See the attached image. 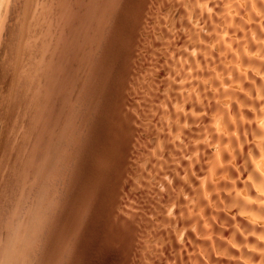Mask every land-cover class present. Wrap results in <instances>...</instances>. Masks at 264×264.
<instances>
[{"label": "bare ground", "instance_id": "bare-ground-1", "mask_svg": "<svg viewBox=\"0 0 264 264\" xmlns=\"http://www.w3.org/2000/svg\"><path fill=\"white\" fill-rule=\"evenodd\" d=\"M78 2L81 1L0 0V264H53L54 261H60L59 264L63 261L65 264L64 259L59 260L57 257L62 249L58 248V251L54 247H58L63 238L68 240L66 236L71 234V230L74 233L72 226L77 224L74 223L77 216L73 218V213L77 212L74 215H78L80 211H62L59 215L61 231L55 234L56 237L49 236L50 239L41 230V234L38 230L37 235H34L35 227L31 225H41L43 221L46 225L49 223L46 216L38 211V207L50 210L47 199L51 195L48 193V197L44 196L43 200V195L36 193L45 194L46 181L55 175L54 171V175L49 174V166H46L50 164H46L49 151L46 152V148L50 145H47L48 140L51 143L50 138H46L47 132L54 129L51 125L53 121L49 118L56 114L58 118L54 115V122L58 121L60 110L56 111V108L54 111L58 113L51 114L53 110L49 106H55L54 99L56 102L61 97L57 87L60 88L58 85L68 65L63 64L67 60L63 46L70 43V36L73 35L74 39L77 37V34H73V28L77 21L76 15H80ZM161 5L160 17L164 25L158 31L159 39H154L155 48L152 46L149 49L153 50L149 52L155 60V66L159 67L154 77L157 84L161 85L160 88L156 85L160 92L154 94L159 105L164 107V111L161 108L158 114H162L165 126L160 127L158 135L150 136L149 139L147 135V151L145 147L144 150L145 157L149 154L150 160L144 162L143 171L154 175L152 181L162 183L161 186L165 187L164 192L166 195L168 192V197L161 193L159 196L169 210L165 208L164 213H154L158 215L156 221L163 231L155 233L156 238L150 236L157 239V243L154 239L156 245L160 244V248H156L160 253L157 254L160 261H150L152 264H264V0H162ZM67 17H72L70 21L74 20L69 31L66 27L68 25H65L68 23ZM65 30L68 38L64 36L67 33ZM71 43L70 48L75 45L71 46ZM120 46L118 49H124ZM160 49L170 54L167 56ZM121 51L118 50V53L121 54ZM134 59L133 63H136ZM59 101L57 107L62 103ZM108 101L110 99L107 100V106H110L112 103ZM50 102L55 105H49ZM153 110L150 108L151 112ZM59 125L55 128L58 129ZM95 135L97 137L98 134ZM92 145L91 152L94 154L90 156L86 153L85 166H78L79 174H83L84 185L87 184L81 193L78 192L82 199L86 196L87 199L90 192L89 198L92 197L95 191L94 135ZM54 149L50 150L54 153ZM75 151L74 154L78 149ZM48 154L51 156L52 152ZM55 172L57 174L59 169ZM146 172L143 173L145 176ZM142 175L141 178H144ZM209 175L210 179L207 178ZM144 179L146 182V177ZM60 181L58 184H62ZM69 187L59 189L63 194ZM72 189L75 192L76 187ZM78 193L77 196L73 195L77 203L82 200ZM90 199L86 202L92 203ZM92 205L84 206L93 209L90 207ZM73 206L72 203L70 207L73 209ZM187 210L191 211L193 217L186 213ZM65 220L70 223L67 229ZM155 229L154 232L159 230ZM72 241L73 245L75 242ZM63 252L61 256L67 254Z\"/></svg>", "mask_w": 264, "mask_h": 264}, {"label": "rangeland", "instance_id": "rangeland-1", "mask_svg": "<svg viewBox=\"0 0 264 264\" xmlns=\"http://www.w3.org/2000/svg\"><path fill=\"white\" fill-rule=\"evenodd\" d=\"M80 1L81 2H78V6H79L78 10L80 15H78V17L76 15L77 21L75 22L76 25L73 28L75 29L76 33L75 31L74 33L72 32L73 31L72 28L70 30L71 33H73L75 36L77 34V37H75V39L74 37H72L73 35L70 36L71 33L69 34L71 38L70 37L68 38L67 35L68 34L67 31H69L70 25L72 27V23L74 24L73 22L74 20L70 21L72 20L73 16L67 17L70 18L69 20L66 18V22L68 23L65 25H68L66 26L68 29L67 31L65 30V32L67 33H65L64 36L65 37L67 36L68 41L70 43L75 40L74 41L75 45L74 43H71V46L72 45L74 46L70 48L69 46L70 43H66L68 45L64 44L63 46V50L65 49V51H63L65 53L64 55L65 57H67L65 58L67 60H64L65 62L63 64H65V66L67 64L68 65L65 68L67 71H65L64 69L65 74H63L61 83H59L58 85L60 88L57 87V89L61 91V95L59 94V97L60 96L61 97L58 100H60L59 101L60 103L62 101L61 103L62 105L60 104L61 105L60 106L58 104L57 107L56 105L58 100L55 102L54 98H52L54 99V101L53 100L52 101L56 105L51 102L49 103V105L50 104L55 105V106L50 105L52 108H50L49 106V109L53 110L50 111L51 114L54 112L58 113L56 111L60 110L58 113V115L60 114L59 120L58 121L56 120V122H54V120L58 118L57 115L52 114L53 117L54 115L56 116V118L54 117L55 118L54 119L52 115L47 114L48 116L50 115L52 117L49 119L50 120L52 119L51 122L52 121L53 122L51 125L52 127L54 126V129H52L51 125L48 124L49 125L48 128L49 129L51 128L52 131L47 132L48 130H46L48 134V137L46 136L47 137L46 139L48 140V138H50L51 140V143L49 140L48 142L46 141L47 145L50 144L49 147L46 148L47 149L46 152L49 150L46 154L47 157L46 164L48 162L50 164H47L46 166L47 168L49 166L48 168L49 174L52 175L53 171L55 173V175L53 174L54 176H51L50 178L52 177L59 178L61 176L63 179L62 178L59 179L63 181H60L58 178L50 179L49 178L50 175H48L49 178L48 180L50 181L52 180L53 183H51L52 181L51 182L46 181L48 186V187L46 186L44 192L46 195L43 193H36V194H40L41 196L43 195V200H44V196H47L48 193L49 196L51 195L50 197L47 196L48 199L47 197L46 199L49 200V202H47V205L50 203L49 205L52 209L50 208V210H46V209H42L41 207H38V211L46 216L45 218H47L46 220H48L49 223L52 224L54 223V224L52 225L48 223L46 225V222L44 221L43 222L38 221V223L39 222L42 223L41 225L32 223L31 225L35 227L33 234L37 235L36 232L38 230L39 231L41 230L44 233V235L48 238L49 236L50 238L56 237L55 234L56 235L59 234L62 228L61 225L62 223L60 224V216H59L60 214H62V211L63 213L64 210L66 211L65 213L80 211L81 214L78 213L79 216L81 215L80 217L78 215H74L77 212L73 213V218L75 216L79 218L77 219V217H75L76 219L74 223L76 222L77 224H74V226H72L73 232L76 233L75 234L72 233L71 230V234L68 233V236H66L68 240L63 238L64 240L62 239V243L60 242L58 247L55 244L56 247L54 248H57V250L58 248L60 250L62 249L59 252L60 255L58 254L57 256L59 257V260H61L60 258H62V260L64 259L65 264H115V263L116 264H152V261L153 262L154 261L158 262V260L160 261V259L158 258L160 256L157 255L159 253L157 250L160 248L159 247L160 244L156 245L157 239L155 238L157 236H155V233L159 231H163L162 230L163 228L156 221L158 216L156 214L165 212L164 209L166 208L165 205L166 203H162L163 200L161 195L162 194L164 195L166 191H165V187L161 186L162 183L157 184L158 182L156 183L155 181H152L154 175L153 176L149 175L146 171L143 170L145 169L144 164L150 160L148 156L149 154H147V158L145 157L146 156L145 150L147 151L146 147L148 144V139L150 136L158 135L159 130L161 132L160 127L162 128V126H165V122L163 120L162 114H158L159 113L158 111L162 109L164 111V107L162 105H159L156 99L157 96L155 97L154 94V93L157 94L161 86L157 84L156 79L154 77L155 76L154 72L158 70L159 67L155 66L154 64L155 60L152 59L153 57H151L152 55L151 52L155 48V45H153L154 39L155 41L159 39L158 31L164 25L160 17L162 13L161 12L162 0H124L125 2L122 0H80ZM134 8L137 9L135 10ZM79 13L77 12V14ZM159 20H161L162 22H160ZM65 37H64V41L66 42ZM118 45L119 46L121 45L120 47L123 46L124 49L123 48L118 49ZM65 46L67 47L64 48ZM151 47L153 48L152 50L149 49ZM72 48L74 50H72ZM118 50L119 51L122 50L121 54L120 52L118 53ZM123 50L125 51V53ZM149 50L151 52H149ZM160 51L162 53L164 52L162 49H160ZM164 53L167 56L170 54L169 52H168L169 54H167L166 52ZM134 58H136L137 60ZM133 59L135 60L134 62L136 63H133ZM139 59H141V61ZM115 60L117 61L115 62ZM105 61L106 63L109 61V64L107 63L108 65L106 66H105L106 64ZM70 63H73L74 65L72 64L70 65L71 67L67 68ZM137 63L139 64L137 65ZM146 63L148 64L150 63L151 66H149L150 64L148 65ZM119 64L122 67H120ZM152 64H154V67H152ZM118 65L119 67H117ZM108 66L110 67V69ZM146 69L148 72L146 71ZM90 71L94 75L91 74ZM120 71L121 73H119ZM100 75L101 77H99ZM113 76L115 77L113 78ZM63 79L65 80V83L64 81L62 82ZM156 85L157 86L159 85V88H157ZM61 87L62 90H60ZM111 87L114 89H112ZM93 92L95 94H93ZM152 98H153V102H152ZM109 99L110 102L108 101V103L110 104L112 103L111 104L112 107L111 105L107 106L109 105L107 104V100ZM151 104L153 105L152 107ZM90 105H92V108L93 107L95 108L92 109ZM156 106L157 107L161 106V107L157 108ZM106 107H108L107 110L109 109V107H111L112 109L110 108L109 111L107 112V110H104L106 109ZM153 107H155L156 109L154 108L153 110ZM150 108L154 112L153 111L151 112ZM49 109L47 113H49ZM55 109L56 111H54ZM160 113H162V111ZM156 114L160 115L161 117L159 116L160 118H158L157 117L158 115ZM151 117H153V119H151ZM147 118H149V120ZM50 120L48 121L49 123ZM79 120L82 121L81 125L83 126L80 125ZM149 122L151 124H149ZM92 124H95L94 126L97 127V130ZM147 124L150 125L151 127L148 126ZM58 125L60 128V129L58 128L59 131L58 129H56ZM91 129H93L94 131L93 130L91 131ZM203 130H206V128H204ZM47 134L45 133V135ZM95 134H98L97 137ZM204 134H206V132ZM93 135L95 136V191L94 193L92 192L93 193L92 197H90L93 199L89 198L91 194L90 192L87 199L93 201L92 203L91 202L88 203L86 202L88 201L86 199L87 196L84 199H82L81 194H79L87 186V184L86 186L84 185L83 176H82L83 174L81 175L79 174L80 173L79 169L85 166L84 164L86 163L85 162L86 155L90 154V156H92L94 154L93 152H91L94 146L92 145ZM147 135H148V139H147ZM75 139L76 142L78 140L77 142L78 144L75 142ZM143 141L146 143H144ZM53 143L57 144V145L54 144L56 147L53 146ZM86 143H87L86 145L87 147L85 146ZM52 146L53 148H50ZM97 148L99 149V151H97ZM50 149H54L55 154ZM75 149L76 151L78 149L77 153H75L76 155L74 154ZM88 150L89 152H87ZM121 150L123 152H120ZM51 152L52 155H54L53 157H51L52 155L49 156L48 154ZM48 157H50L49 161H48ZM55 157L56 158L58 157L59 159L58 158L56 159ZM75 158H77L76 160L78 161L74 160ZM75 161L76 163H74ZM64 165L66 167V171H64L65 169ZM213 165L214 164L212 163V166ZM61 166L63 171L61 170ZM50 168L52 171L50 170ZM58 169L59 172L60 171L61 173L64 172L63 175L65 173L66 174L68 173V175L72 178L67 177L68 178L67 179L65 177L68 175L65 174L64 175L65 177H63L61 173L57 172L58 175L61 174L58 176L55 172V170L58 171ZM113 169L116 173L113 171ZM156 171H154L153 169L154 173ZM145 172L147 174L146 176L144 175ZM69 173H71L72 175H70ZM141 175L144 176V178L146 177V182L143 177L141 178ZM147 176H149V180L151 178V181L148 180ZM78 177L79 179H77ZM207 178L210 179L211 176L209 175ZM55 180H57V182H55ZM58 181L62 182V184L60 182H59L60 184H58ZM73 182H75L74 184L76 186L72 184ZM76 182L80 185V188L79 186H77ZM59 186L62 187L64 186L63 188L69 187L71 191L69 189H65L66 191H63L64 192L63 195L61 193L63 188ZM84 186L85 188H83ZM55 187H57L58 189L61 188L62 190L60 189L58 190ZM72 187L74 188L76 187V189H74L75 192H73ZM48 188H49V192H48ZM56 190L58 191V193ZM51 191L53 192L51 193ZM103 191L105 193L107 191L108 195L107 193L105 194ZM59 192L61 193L60 194L61 196L67 199H64L63 197L59 196ZM76 193H78L79 197L81 196L80 198L85 202L80 200L78 204L76 200L74 201L73 197L77 196ZM102 193H104V195ZM160 193L161 195L159 196ZM165 196L168 197V192L167 195L165 194ZM59 197H61L60 200ZM74 199H76V197H74ZM170 199L171 198H169V200ZM63 200L68 201L66 202L68 204H65ZM70 201L73 203V205H75L73 206V209L70 207L72 205ZM160 201L162 204L159 203ZM62 202L66 206L69 205L68 208L72 210L68 212L69 209L64 208L66 206H64ZM74 202H76L78 206H76ZM80 203L81 204L85 203L84 204L85 206L89 204L90 205L93 204L92 206H90L93 207V209L89 208V206L85 207ZM167 205L171 206V204H167ZM81 209L83 210V212ZM167 210L169 209L166 208V211ZM187 211H186L187 214L192 215L190 214L191 212L190 210ZM32 215H34L35 217L36 214L33 213ZM191 217H193V215ZM92 218L94 221L93 220L90 221V219ZM68 223L69 222L67 221L65 222L66 229L70 224ZM97 224L99 228L97 227ZM88 225H90L91 228H89ZM73 227L76 228L75 231ZM157 227L159 228V230H157L158 229ZM154 229L155 231L156 230L157 231L154 232ZM151 230H153L154 234L151 232ZM77 231L81 234L82 237L80 236V234L76 235L78 233ZM72 234L73 236H71ZM77 236H80L81 238L78 237L76 238L78 240H76L74 237ZM150 236L155 237L154 239L156 243L154 239H152L153 237L151 238ZM34 237L35 236H33V238ZM33 238L32 240H34ZM150 238L153 241H151ZM67 241H69L71 245H72L71 241L75 243H73L71 247L69 246L70 244ZM153 243L155 244L153 245ZM67 245L68 247H65ZM81 247L85 249L81 250L82 249ZM64 248L72 250V252L71 251H69L70 253L66 252L68 250L67 249L65 250ZM74 248H76V250ZM79 250H81V252ZM62 251H64L67 254L63 252L65 255L61 256ZM76 253L79 255V257H77L78 255ZM56 259L57 258H55V260ZM59 262L55 263L54 261L55 264L57 263L59 264ZM60 264H63V261Z\"/></svg>", "mask_w": 264, "mask_h": 264}]
</instances>
